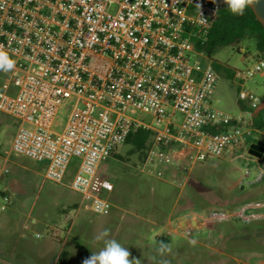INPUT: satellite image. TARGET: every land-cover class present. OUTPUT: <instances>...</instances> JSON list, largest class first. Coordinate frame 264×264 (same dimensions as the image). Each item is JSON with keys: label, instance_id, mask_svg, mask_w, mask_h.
<instances>
[{"label": "built area", "instance_id": "2783aa9c", "mask_svg": "<svg viewBox=\"0 0 264 264\" xmlns=\"http://www.w3.org/2000/svg\"><path fill=\"white\" fill-rule=\"evenodd\" d=\"M224 5L223 0H0V45L16 61L12 72H0V111L16 124L11 152L45 163V178L59 184L79 159L67 186L89 201L93 213L104 214L113 205L102 192L114 185L102 180L95 188L98 171L132 131L144 129L153 133L143 160L146 172L163 177L170 171L169 181L183 191L194 166L238 149L253 131L264 134L252 124L262 99L245 86L264 77V53L234 71L238 101L246 105L242 115L213 106L221 76L198 46L207 42ZM62 108L68 114L59 132L55 123ZM7 172L4 163L0 176ZM10 200L1 194L0 210ZM247 209L236 213L245 222L251 216ZM233 214L191 210L171 222L178 220L177 235L191 238L206 223Z\"/></svg>", "mask_w": 264, "mask_h": 264}, {"label": "rangeland", "instance_id": "374dc122", "mask_svg": "<svg viewBox=\"0 0 264 264\" xmlns=\"http://www.w3.org/2000/svg\"><path fill=\"white\" fill-rule=\"evenodd\" d=\"M256 58L251 36L221 47L210 58L221 76L213 106L233 117L242 115L246 105L238 101L234 71L251 66ZM2 83L0 74V89ZM245 86L264 100V77L247 80ZM67 114L66 108L59 111L56 131L64 128ZM15 130L14 119L0 111V166L5 163L9 169L0 176V200L1 194L11 199L9 207L0 210V264H56L63 251L71 264H83L103 247L95 237L105 229L109 238L126 247L130 259H139L140 264H264V179L255 182L264 160L249 153L251 144L264 148L262 131H253L242 146L224 157L194 166L183 191L169 181L170 171L163 177L146 172L144 150L124 143L100 172L114 185L113 191L102 192L113 207L95 214L89 201L67 186L79 159L72 160L63 184L47 180L45 163L11 152ZM247 170L250 174L245 177ZM243 207H248L251 215L246 222L236 216ZM191 210L204 215L212 210L234 214L206 223L191 238L176 234L178 220L163 223ZM169 230L172 235L167 241L165 236L156 239ZM190 239H196L197 244L191 246ZM163 240L171 244L170 253L157 251Z\"/></svg>", "mask_w": 264, "mask_h": 264}, {"label": "trees", "instance_id": "16d2710c", "mask_svg": "<svg viewBox=\"0 0 264 264\" xmlns=\"http://www.w3.org/2000/svg\"><path fill=\"white\" fill-rule=\"evenodd\" d=\"M247 36L255 38L256 56L264 53V27L257 20L251 6H249L244 15H233L225 4L219 12L218 18L213 23L209 32L207 42L198 46L199 50L204 51L211 58L221 47L233 46L244 40ZM214 68H218L213 64ZM219 72V71H218ZM252 124L259 130H264V100L252 111ZM153 139V133L144 129L132 131L126 142L134 148L145 151ZM101 168L95 181V188H98L103 178L100 175ZM247 224V223H246ZM56 264H71L69 255L63 251Z\"/></svg>", "mask_w": 264, "mask_h": 264}, {"label": "clouds", "instance_id": "9594fccd", "mask_svg": "<svg viewBox=\"0 0 264 264\" xmlns=\"http://www.w3.org/2000/svg\"><path fill=\"white\" fill-rule=\"evenodd\" d=\"M255 2L256 0H223L229 11L236 16L244 15L245 10ZM15 67L16 61L11 57L9 51L0 45V72H12ZM255 179H264V168L259 169ZM109 235V230L105 229L95 237L97 241L103 243V247L98 252H92V255L85 259L83 264H140L139 259H130V251L117 240L109 238ZM188 243L195 246L197 240L190 239ZM157 251L161 254L170 253L172 251L171 244L160 241Z\"/></svg>", "mask_w": 264, "mask_h": 264}, {"label": "water", "instance_id": "95a60500", "mask_svg": "<svg viewBox=\"0 0 264 264\" xmlns=\"http://www.w3.org/2000/svg\"><path fill=\"white\" fill-rule=\"evenodd\" d=\"M256 18L264 27V0H256V2L251 6ZM249 153L257 158L264 160V148L257 145L251 144ZM193 226L196 227L195 223H192Z\"/></svg>", "mask_w": 264, "mask_h": 264}, {"label": "crops", "instance_id": "0c3cea01", "mask_svg": "<svg viewBox=\"0 0 264 264\" xmlns=\"http://www.w3.org/2000/svg\"><path fill=\"white\" fill-rule=\"evenodd\" d=\"M102 168V167H101ZM103 180H106L105 178H103ZM163 223H166V224H171V220H167L166 222H165V220L163 221ZM156 225H159V224H156ZM152 228H150V230H151ZM172 235V234H171ZM171 235H168L167 233L166 234H161V235H159L156 239H159V237L160 238H162L163 236H165L166 237V241H167V239L171 236ZM165 240V239H164ZM163 240V241H164Z\"/></svg>", "mask_w": 264, "mask_h": 264}]
</instances>
